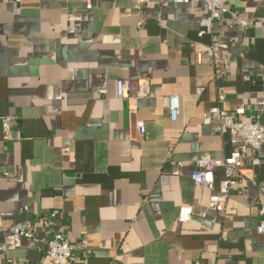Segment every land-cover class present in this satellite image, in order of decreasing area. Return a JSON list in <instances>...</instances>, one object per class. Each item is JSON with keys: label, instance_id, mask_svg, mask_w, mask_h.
<instances>
[{"label": "crops", "instance_id": "1", "mask_svg": "<svg viewBox=\"0 0 264 264\" xmlns=\"http://www.w3.org/2000/svg\"><path fill=\"white\" fill-rule=\"evenodd\" d=\"M226 8L214 32L229 67L216 77L196 49L210 42L197 34L203 0H0V264H41V243L13 235L26 222L38 238L84 240L69 264H264V146L257 166L244 157L223 211L192 178L197 160L231 150L201 120L218 92L264 126V0ZM143 77L148 97H116V80ZM222 177L216 168L215 191Z\"/></svg>", "mask_w": 264, "mask_h": 264}, {"label": "built area", "instance_id": "2", "mask_svg": "<svg viewBox=\"0 0 264 264\" xmlns=\"http://www.w3.org/2000/svg\"><path fill=\"white\" fill-rule=\"evenodd\" d=\"M176 3L186 4L190 0H172ZM228 0H203V6L206 10L205 17L200 21L198 36L209 35L210 42L205 45L196 44V49L206 58L212 68L214 75L219 76L220 70L226 71L229 67V61L226 57L220 55L218 36L214 32V22L227 11L226 5ZM138 27L141 24L138 23ZM202 88H198L200 92ZM116 97L124 98H145L150 95V87L146 77L138 80L118 79L115 82ZM224 96L221 92L217 95V104L209 108L201 117L204 124H213L219 135L227 134L231 150L229 154L220 159H199L196 161L195 170L192 178L198 184L205 185L211 190L208 199V206L219 211L230 197L233 190L238 189L243 179L242 170L244 169L243 159L245 156L250 157V165L257 166L260 163L259 151L264 146V126L260 119L242 121L235 116H241L249 107L248 105H238L235 110L229 112L220 106ZM179 112V100L177 96L168 98L167 114L170 120H175ZM13 115H6L1 118V125L4 138L10 136V126L13 122ZM139 132L144 133L143 122L137 124ZM223 169V177L219 182L217 191L213 188L214 170ZM26 209V208H24ZM22 211V210H21ZM191 209L181 207L179 210V219L185 220L189 217ZM258 222L255 230L259 234H264V201L258 207ZM57 210H53L45 218H41L40 223L43 227H50L52 219H55ZM36 226L31 222H26L22 228H14L13 235L25 237L42 245L41 264L52 262L53 264H69L74 260V251L85 250L87 244L84 240L80 241L77 246L69 244L68 239L62 231L54 232L51 236L37 237Z\"/></svg>", "mask_w": 264, "mask_h": 264}]
</instances>
